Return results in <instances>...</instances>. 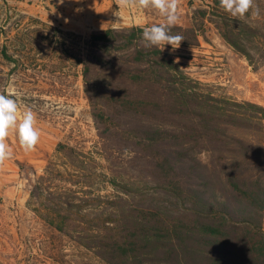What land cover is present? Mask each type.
Instances as JSON below:
<instances>
[{
  "label": "rangeland",
  "instance_id": "1",
  "mask_svg": "<svg viewBox=\"0 0 264 264\" xmlns=\"http://www.w3.org/2000/svg\"><path fill=\"white\" fill-rule=\"evenodd\" d=\"M0 0V93L41 131L0 165V264H264V0ZM177 58H179L178 62Z\"/></svg>",
  "mask_w": 264,
  "mask_h": 264
},
{
  "label": "clouds",
  "instance_id": "2",
  "mask_svg": "<svg viewBox=\"0 0 264 264\" xmlns=\"http://www.w3.org/2000/svg\"><path fill=\"white\" fill-rule=\"evenodd\" d=\"M63 2V0H61ZM220 6L235 18H243L250 13L258 16L260 10L255 6V0H219ZM118 8L138 6L142 9H155L165 18L163 23L152 24L142 30L145 47H159L164 50L165 45H171L172 50L181 46L185 40L180 34H172V27L181 18L179 11L180 0H116ZM179 58H177L178 62ZM11 131H15L19 143L24 151H34L39 143L41 131L37 127L36 114L28 109L21 112L18 97L15 92L0 93V165L13 157V150L6 142Z\"/></svg>",
  "mask_w": 264,
  "mask_h": 264
}]
</instances>
